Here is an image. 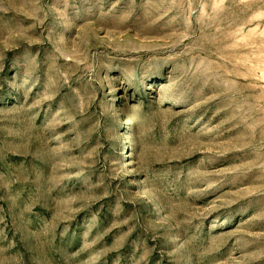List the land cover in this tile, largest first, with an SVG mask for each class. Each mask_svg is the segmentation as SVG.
Wrapping results in <instances>:
<instances>
[{"label": "rangeland", "instance_id": "1", "mask_svg": "<svg viewBox=\"0 0 264 264\" xmlns=\"http://www.w3.org/2000/svg\"><path fill=\"white\" fill-rule=\"evenodd\" d=\"M0 264H264V0H0Z\"/></svg>", "mask_w": 264, "mask_h": 264}]
</instances>
